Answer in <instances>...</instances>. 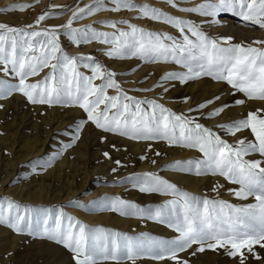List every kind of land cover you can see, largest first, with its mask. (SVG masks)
Here are the masks:
<instances>
[{
	"label": "snow or ice",
	"instance_id": "snow-or-ice-1",
	"mask_svg": "<svg viewBox=\"0 0 264 264\" xmlns=\"http://www.w3.org/2000/svg\"><path fill=\"white\" fill-rule=\"evenodd\" d=\"M93 0V3L72 12L71 18L59 26L43 27L42 22L53 13L40 14L34 24L23 27L0 23V101L22 95L32 105L75 107L85 114L74 120L64 135L69 149L82 138L89 125L105 135L135 142H147L146 152L154 143L163 142L170 148L188 149L200 155L186 160L166 163L164 168L197 177H222L236 187L228 188L229 195L238 200L254 199V203L235 205L221 199L223 184L216 183L217 198L199 197L182 190L158 172L133 173L123 180L143 194H160L170 199L155 207L107 197L92 200L91 205L118 213L154 221L173 230L171 239H157L147 233L128 235L104 227H89L63 207H32L22 205L8 195L0 196V227L30 240H43L71 253L73 264H136L147 257L156 264H192L190 257L211 252H223L235 264H264V107L242 113L236 119L205 126V119L220 118L233 107L249 103L264 105V39L236 43L232 36H210L204 25L222 26L218 17L231 13L245 27L264 31V0H201L190 7H180L179 0L166 3L184 13L197 14L200 23L170 15L148 4L137 5L134 0ZM31 5H12L0 12L24 11ZM135 11L138 18L163 22L178 30L179 36L146 31L129 21H104L112 32L98 31L92 25L74 27L76 20L100 11ZM119 24L127 25L123 30ZM74 46L93 41L107 46L104 55L115 59L138 58L145 63H165L180 66L181 70L167 71L149 88L137 92H156L160 99L130 95L118 80L116 71L105 67L91 55L70 54L64 50L61 37ZM87 69L86 74L80 69ZM42 78L35 81L34 77ZM138 69H131L136 72ZM128 73H124L127 75ZM203 77H211L228 86L226 101L221 95L188 108V114L176 112L160 102L175 82L186 85ZM146 79V78H145ZM99 81V83H97ZM142 83V81H141ZM113 90L114 94H109ZM243 98H236L237 95ZM185 96L182 103L189 104ZM4 104L0 103V109ZM250 131L253 139L238 134ZM221 133L236 137L229 143ZM111 149L121 151L116 144ZM126 150V149H125ZM258 154L259 159H247ZM54 154L53 159H55ZM165 153L155 152L156 157ZM103 156L112 160L109 151ZM42 159V158H41ZM141 160L148 157L142 155ZM118 167L120 160L113 161ZM157 164L155 159L151 160ZM52 161L32 165L34 175L51 167ZM118 167L112 168L113 173ZM13 183H16L13 181ZM68 205L88 207L78 199Z\"/></svg>",
	"mask_w": 264,
	"mask_h": 264
},
{
	"label": "bare ground",
	"instance_id": "bare-ground-1",
	"mask_svg": "<svg viewBox=\"0 0 264 264\" xmlns=\"http://www.w3.org/2000/svg\"><path fill=\"white\" fill-rule=\"evenodd\" d=\"M134 2L137 5L141 4L140 0H134ZM200 2H201V0H182V3L179 4V6L190 7L193 4H198ZM91 3H93V0H0V8H10L12 5H20V4L31 5V7L25 9L22 14L19 13L17 18L14 19L15 22L19 23L18 27H23V26H26L29 24H34L35 20L37 19V17L40 14H43L45 12H52L53 15L50 18H48L45 22H42L43 27H51V26H59V25L65 24L68 21V19L71 18L73 11H76V10H78V8L85 7ZM108 3H109V0H106L107 7H110ZM152 6L157 8V9H160L161 11H164L168 14L170 12H174L175 14L178 13L170 5L164 4L162 2H155L154 4H152ZM100 12H102V11H100ZM104 12H103V14L101 13L98 16L105 18L108 21L129 20L130 23L135 24L138 27L145 29L146 31L158 32V33H168V34H171L174 36H179L178 30L169 27L168 25H166L163 22H157V21H155V23L154 22H147L148 20L146 21V20L136 18V17H138V13L135 11L122 10L120 12H111V11H107L105 13ZM85 16H88V15H85ZM94 17H97V16L94 14ZM196 17L201 22V20H202L201 17H199L198 15ZM10 19H13V18H10ZM86 19L76 20L74 22L73 26L77 27V28L87 26L86 25L87 21H85ZM218 19L221 20L222 26L205 25L203 27V30L206 31L210 36H213V37L232 36V37H234V42H236V43H240V42L250 43L253 40L264 39V35L254 36L253 33H251V31H250L251 28L245 27L243 23L240 25H236L233 19L229 20V19H227V17L225 19V18H222L219 16ZM87 20H89V19H87ZM149 21H151V20H149ZM94 22H96V21H94ZM92 26L95 27L98 31H107V32L113 31V29L110 27H105V26L99 27V26H97L96 23H95V25H92ZM118 27L120 29H123V30L127 29V26H125L124 24H119ZM63 38L65 39V37H63ZM61 41H62V39H61ZM61 44H62V47L64 48V50L66 52L75 55V51L77 50V47L72 45L69 41H67V38L65 40H63ZM87 46L91 47V48H95L101 56H102L101 53H104V51L103 52H100V51L107 48L106 45L101 44L99 42H95V44H91V45H87ZM103 58H105L108 61V62H106L107 66L113 68L118 74H120V75H118V80L122 83L123 87L126 90H129V94L135 95V96L138 95V97L156 98L159 100L160 99L159 90H157L156 92H147L146 93V92H137V91H134V89L135 88H141V87H145V88L152 87L159 80V77L163 73H165L167 71L181 70L180 66L174 65L171 63H169V64L149 63L148 64V63H145V62L139 60L138 58H136L134 60L133 59H120L119 60V59H115V58L108 59L105 55L103 56ZM134 68L138 69V70L133 73V72H131V69H134ZM46 70L44 73H46ZM124 73H128V74L124 75ZM38 78H41V76L36 77L35 79H38ZM140 80H142V83L141 82L139 83ZM227 90H228V86L226 84H224L222 82H214L211 80H206L205 78H201V79L193 81L191 83H187L186 85H181L178 82H175V87L170 88L169 92L164 95L163 99L160 102L165 103L166 106L172 108L174 111H176L178 113L183 111L186 114H188V108L189 107H195V105L197 103L203 102V101L210 99V98H213L217 95H221L223 100H226V101L232 100L233 97L227 94ZM110 93L114 94L113 90H109V94ZM185 96L192 97V100L190 101L189 104H184L181 102L182 98ZM237 97H239V96L237 95ZM240 97H241V95H240ZM259 107H264V105L249 103L246 108L249 111V110H255L256 108H259ZM57 111L59 113L61 110H57ZM66 113H70V112L67 111ZM78 113H79V110H78ZM242 113L246 114V112L243 110V107H233L231 110H229L228 112L223 114L222 117H220V118L205 119L203 117H200L199 113H192V115L199 117L200 122L204 123L205 126H207L209 128H213L214 130H216L215 126L218 123L225 122L229 119H236ZM64 114H65V112H64ZM57 115H59V114H57ZM61 116H59V117H61ZM63 117H65V116L63 115ZM63 117H61L60 119L62 120ZM66 117H68V116H66ZM54 119H56V117ZM60 119L58 118L55 121V123L50 122L49 129L44 131L45 137L44 138L42 137L43 139L42 138L40 139L38 136V138L32 140L33 141L32 143L31 142L25 143L26 141L23 142V143H25V145L23 146V147H25V149H21V148L18 149L19 147L17 148L15 153H17L19 155L15 154V156L17 155L16 158L14 156V159H16V162H17L16 172H15L16 176L15 177L12 176L13 175L12 173L14 170L12 171L11 174H8V175L6 174L5 176H3L4 178H2L0 181V196L1 195H8L11 198L17 199V200H19V199L22 200L23 198H24V200H26V199L28 200L29 196H31L32 198L37 196L38 197L37 199H41L40 197L43 194L47 198V201H49L50 203H58L60 205H63L62 202H64V204L68 203V201L70 200L69 197L71 196L72 199H78L79 201H82L83 203L85 201H87L86 204H89L92 200H94L92 193H91V195H92L91 197H89L88 194L91 190L96 188L95 184H93L92 180H91L92 175H93L92 173L96 172V171L99 172L101 175H105L106 177H108L110 181H112L111 179H113L115 177L118 179H122L128 171H134L136 173L153 171V172H158L159 174H163V175L167 174V176H169L171 178L177 177L182 183L191 184L189 186V188L193 193L194 192L195 193H201L203 191L199 186L200 183H202L203 178L198 179L195 177L196 178L195 179L191 175L178 173V172L172 171L170 169L164 168V165L166 163H170V162H173L175 160H186V159L198 157L200 155L198 152H196L194 150H188V149L170 148L169 146H167L163 142L154 143L152 151L146 152L147 142H135V141L127 140L125 138L109 135L108 141L105 143L106 144L105 151H109L110 154H112V152L114 151L115 152L114 155H118L120 153L119 154L120 160H122L123 158H127V156L125 155L127 152L129 154V156H131L129 158H132L131 161L129 160L130 162L129 161L128 162H121L122 165H124V164L125 165L122 167H118L116 164L112 163V161L106 159L103 156V152L100 153V149L98 148V144L95 143V145H92L89 148L85 147V148H87L86 150L83 147V150H81V151L85 150L84 154H89L91 156L92 161H90L87 166L85 163H82L85 166V167H83L84 168V172L82 174L83 177L81 179L78 178L80 181H82V187L81 188L78 187L77 185L79 184V182L73 183V179H72L70 184L67 185L68 186L67 189H65L66 191L64 193V196H65L64 198H62L63 197L62 196L63 191L61 192L62 195H59V194L58 195H52L53 192L51 191V188H49L50 185H46V189L48 188V190L47 191L44 190L45 191L44 192L42 189L43 184H44L43 182L45 180L48 181V180L52 179L53 177H61L63 172H67L68 170L70 171L72 163L75 161V159H80L79 154H81V153L79 152L80 151L79 149H81V147L84 145L83 144L81 147L79 146L80 148L74 147V148L62 150L63 146L67 143H61V142H59V140L62 138L61 135L64 133L63 130H65V129L70 130V128H69L70 123L68 121H65V120H64L65 122L64 121L57 122V121H60ZM103 135H105V134L103 133ZM221 135H222V137H225L226 139H228V141H232L233 143L236 140V137L227 136L223 133H221ZM238 135L241 138L247 137L249 140L253 139L250 131H245L242 134H238ZM28 136H30V135H28ZM29 141H30V139H29ZM97 143H98V141H97ZM113 143L116 144L119 148H121V151L117 152V151L111 149L110 145ZM100 144H103V143H100ZM53 146H56L57 149H53L52 148ZM100 146H104V145H100ZM97 148H98V150H96ZM123 149H126V150H123ZM156 151H160L162 153H165V155L162 157H156L155 156ZM54 154H57L55 156V159H53ZM142 155H146L148 157V159L141 160L140 157ZM33 158H36V159L42 158V159H40L41 163H43V161L51 160L52 161L51 167H49L46 171L42 172L39 175H34L32 170H31L32 168L29 166L30 161ZM173 158H175V160ZM246 158L247 159H259L260 157L257 154H252ZM152 159H155L157 161L156 165H153L151 163ZM80 161H81V159H80ZM12 163H13V165H15V162H12ZM78 163H80V162H78ZM13 165H9V166L11 167ZM10 167H8V169H10ZM116 167H118V171L113 173L111 171V169L116 168ZM5 171H7V170H4L2 172V174H5ZM8 171H11V169ZM79 172H81V171L79 170ZM88 173L89 174L91 173L92 175L91 174L87 175ZM122 173L124 174V176ZM19 174H21L22 176ZM70 176H71V174L69 175V177ZM21 177H23V178L25 177L27 179L24 182L22 181L21 184L17 185L20 182ZM72 177H73V175H72ZM169 177H167V178H169ZM218 180L224 182V180H222V179H218ZM218 180H215V178H214L213 183L214 182L218 183ZM13 181H15L16 183H13ZM47 181H45V182H47ZM32 183L36 187V190L33 189L34 192H32V190H31L32 186H33ZM47 184H49V183H47ZM204 184L205 183L201 184V186H204L203 188H205ZM226 187H227V185H226ZM208 189H212V188H207V190ZM100 190H102V189H100ZM98 192H100V191H98ZM209 193H211L210 190H209ZM211 194L214 196V193H211ZM207 195H208V193H207ZM51 196H52V198H51ZM98 197L99 196H97L96 198H98ZM89 198H92V199L88 200ZM43 199H42V201H43ZM32 205L33 204H29V206H32ZM39 207H42V204H40ZM89 213H90V211H89ZM77 215L82 218L80 220L82 223L84 220H87V221L90 220L91 221L93 218V215L87 216V215H84L81 213L77 214ZM97 215L99 216V214H97ZM102 218L104 220L105 219H111L112 222H113V220H115L114 222H116V223L120 222L119 226H115L118 229L119 228L131 229L130 225H134V223L137 225L136 227L138 228V230L142 229L140 227V224L143 222H140V223H136L135 221L129 222V220L127 221L126 218L123 219L124 217L122 218L121 215H119V217H118V216L111 214L109 216L108 215L101 216L100 219H102ZM94 220H96V218L93 219V221ZM107 221H109V220H107ZM102 222H103V220H102ZM90 223H92V222H90ZM112 225H114V224H112ZM150 225L154 226L153 224H150ZM3 231H5V232H3ZM26 239H27L26 237L19 236V235L13 233L12 231H10L9 229H7L6 227H0V246L8 244V246H10V248L16 249L14 251H17V253H20V248L24 246L23 241ZM34 241H32V242H34ZM49 251H51V250H49ZM47 254H49V253H47ZM47 254L44 253V255H47ZM64 254H65V252H64ZM62 255H61V257H59V259H61V260L64 259V260L68 261L71 258V256L70 255L68 256V254L65 257L64 256L62 257ZM5 256H7V255H5ZM6 259H8V258L6 257ZM10 259H11V261H13L14 257H10ZM58 260H56V261H58ZM60 262H62V261H60ZM57 263H59V262H57ZM66 264H67V262H66Z\"/></svg>",
	"mask_w": 264,
	"mask_h": 264
},
{
	"label": "rangeland",
	"instance_id": "rangeland-1",
	"mask_svg": "<svg viewBox=\"0 0 264 264\" xmlns=\"http://www.w3.org/2000/svg\"><path fill=\"white\" fill-rule=\"evenodd\" d=\"M140 2H141V4H139V5L148 4L151 7H153L152 4H154L155 2H162L164 4H167L166 0H140ZM181 3H182V0L179 1V4H181ZM108 4H109L110 7L112 6L110 4V2ZM110 7H108V8H110ZM0 9H2V8H0ZM174 9L178 13L175 14L174 12H170L169 13L170 15H174V16H177V17L185 18V19H190V20H192V21H194L196 23H200V21L196 17L197 14L184 13V12L179 11L177 8H174ZM23 12L24 11H20V10L9 11V12H0V23H6L9 26H17L18 27L19 23L15 22L14 19L17 18L19 13L22 14ZM103 12L104 11L94 13L97 17H94V14H92L93 16L92 15L84 16L82 18V20H84L86 18L90 20V21L87 20V19L85 20V21H87L86 25H90V24L91 25H95V23H96L97 26H99V27L100 26L108 27L105 23H102V22L108 21V20L98 16L101 13L103 14ZM105 12H107V11L105 10ZM220 17L225 18V19L227 17V19H229V20L233 19L236 25H240V24L243 23L242 20L239 17H234V16H232L231 13H223V14L220 15ZM10 18H13V19H10ZM136 18H138V17H136ZM138 19H142V20H146V21L148 20L147 22H154L155 23V21H152V20L149 21L150 19H147V18H138ZM201 19H203V18H201ZM94 21H96V22H94ZM119 21H121V20H119ZM122 21H124V20H122ZM126 21H129V20H126ZM166 25H168V24H166ZM125 26H127V25H125ZM168 26L173 28L170 25H168ZM173 29H175V28H173ZM250 31H251V33H253L254 36L264 35V31L260 30L259 28H255V29L251 28ZM61 39L63 41V40L66 39V37H65V39L63 37H61ZM62 41H61V43H62ZM95 42L96 41H93L92 43L87 44V45L95 44ZM87 45H81V46L77 47V50L75 51V55L76 54L91 55L98 62L103 64L105 67H107V68H109L111 70H114L113 68L107 66L106 62H108V61L105 58H103V56H104L103 54L104 53H101L102 54V56H101L99 54V52H97V50L95 48L88 47ZM103 51L104 50H101L100 52H103ZM107 58L111 59L109 57H107ZM132 59L134 60L136 58H132ZM80 70L85 72L86 74H89V75L91 74L87 69L81 68ZM46 72H47V70H46ZM44 74L45 73H41V75H40L41 78L43 77ZM35 78L34 79L32 78V80L33 81L37 80ZM203 78H205L206 80H211V81L217 82V81L213 80L211 77H203ZM38 79H40V78H38ZM141 81L142 80H140L139 83ZM191 82H193V81H190L189 83H191ZM97 83H99V81H97ZM141 88H145V87H141ZM110 94H112V93H110ZM238 96L239 97H237V98H243L242 95L240 97V94H238ZM137 97H138V95H137ZM0 103L4 104V108L0 109V181H1L2 178H4L3 176H5L6 174L7 175L11 174L13 170L14 171L12 173L13 174L12 176L13 177L16 176L15 172H16L17 162H16V159H14V156L17 153H15V151L17 150L18 147H19L18 149H20V148L21 149H25V147H23L25 145V143H27V142L28 143L29 142L32 143L33 142L32 140L38 138V136H39L40 139L42 137L44 138L45 137L44 136L45 135L44 131L49 129L50 122L51 123L52 122L55 123V121L58 118L60 119L64 115L65 117L66 116H68V117H66V118L63 117L62 120L60 119V121H57V122H62V121L65 120V121H68L70 123V125H72L74 120H76V119L78 120L80 117L85 115L82 112V110H80L78 108H75V107H60V106L48 107V106L32 105V104L28 103L26 101V99L22 95H19V94L13 95L12 97H10L7 100L0 101ZM57 110H61V111L58 113ZM78 110H79V113H78ZM243 110L245 112L248 111V109L246 107H243ZM67 111L70 112V113H66ZM64 112H65V114H64ZM57 114H59V115H57ZM53 115L56 117V119H54L55 117ZM59 116H61V117H59ZM69 131H71V129ZM101 133L102 132L100 130L95 129L91 125L86 127L84 129V131H83L82 138L76 143L78 146L76 144L74 145V147H79V146L81 147L84 144L81 147V149H79L80 150L79 152L81 153V154H79L80 155L79 157H80L81 161H80V159H75V161H74L75 163L73 162L72 166L70 168L71 170L70 171L68 170L67 171L68 173L67 172H63L61 177H53L52 179H50L48 181L45 180L47 182H45V181L43 182L44 184L46 183L45 185L43 184V187H42L43 191L44 190L47 191L48 188L46 189V185H50L49 188H51V191L53 192L52 195H58V194L62 195V193H63V195H62L63 197L62 198H64L65 197L64 193L66 191L65 189H67V187H68L67 185L70 184L72 179H73V183L74 182H79V184L81 186L79 184L77 186L81 188L82 187V181H80L79 179H81L83 177V175H82L83 172H84V168L83 167H85L84 164H82V163H85L86 166H87L89 164V162L92 161L91 156L89 154H84V151L87 148L91 147L92 145H95V143L98 144V148L100 149V153L101 152L104 153V151H105V146H106L105 143L106 142H103V144H100V143H102L100 141L101 140L100 138H101V136H103V133L102 134ZM28 135H30V136H28ZM61 137L62 138L59 140V142H61V143L70 142V139H71L70 136L64 135V133H63L61 135ZM223 138L226 139L225 137H223ZM29 139H30V141H29ZM226 140L228 141V139H226ZM97 141H98V143H97ZM23 142H25V143H23ZM228 142L229 143H233L232 141H228ZM100 145H104V146H100ZM74 147H72V148H74ZM83 147H84L85 150L81 151V150H83ZM85 147H87V148H85ZM52 148L53 149H57L56 146H53ZM98 148L96 150H98ZM123 150H125V149H123ZM114 153L115 152L113 151L112 154H110V155H112V160H110V161H112V163H114L113 161L116 160V159L120 160V156H119L120 153L118 155H114ZM17 155H19V154H17ZM125 155L127 156V158H123L122 159L123 161L122 160H120V161L121 162H128L129 160L131 161L132 158H129L131 156H129V154L127 152H126ZM16 156H15V158H16ZM38 159L39 158H37V159L33 158L30 161L29 166L32 168L33 163L36 162ZM173 159L175 160V158H173ZM12 162H15V165H13ZM78 162H80V163H78ZM9 165H13V166H11L12 168ZM8 167H10L11 171H8V170H10V169H8ZM4 170H7V171H5V174H2V172ZM79 170L81 172H79ZM172 171H174V170H172ZM69 173L71 174L70 177H69V175H70ZM133 173H136V172L128 171L125 176L123 174L124 177L122 179H118V178L115 177V178L111 179L112 181H110L108 177H106L105 175H101L97 171L93 172L92 173L93 175L90 173L92 175V178H91L92 183L95 184L96 188H94L93 190H91L89 192V194H88L89 197H91L93 195V198L95 200H102L105 196H107V197H117V196H119L122 199L134 202V203L140 205L141 207H149V206L155 207L156 205H160V204L164 203L165 200L170 199V197H166V196H163V195H160V194H143V193H140L137 189H133L130 185L124 184L123 180L125 178L129 177L130 175H132ZM90 174L88 173L87 175H90ZM19 175H21V174H19ZM72 175H73V177H72ZM160 175H162V176L166 175L165 176L166 178L169 177V176H167V174H165V175L160 174ZM191 176L194 177V178L196 177L198 179L199 178H201V179L203 178L202 183H205L204 185H205L206 189L203 188L204 186H201L202 183H200L199 186H200V188L203 191L201 193H195V192L193 193L190 190V188H189V186L191 184L182 183L177 177H175V178L169 177L167 179H169L173 183H176L177 186L179 188H181L182 190L188 191V192H190V193H192V194H194L196 196H199L201 198H203V197L217 198V194L212 190L214 185L217 182L213 183V180H214V178H215V180H218V179L224 180L222 177H214L213 178L211 176H205V177H197L195 175H191ZM26 179L27 178H25V177L24 178L21 177L20 182L17 185L21 184L22 181L24 182ZM224 182H225V180H224ZM224 182L218 180V183H220V184L222 183L223 185H225L224 188L221 190V193H220L222 196L220 195L219 198L227 200L230 203H233V204L238 205V206L255 202L253 198H249L247 201H242V200H238L237 198L229 195L227 189L228 188H232V187H236V186L228 183L227 181H226L227 183L226 182L224 183ZM47 183H49V184H47ZM226 185H227V187H226ZM207 188H212V189H208L207 190ZM33 189L36 190V187L34 186V184H33L32 189H31L32 192H34ZM100 189H102V190H100ZM209 190H210L211 193H214V196L211 193H209ZM98 191H100V192H98ZM91 193H92V195H91ZM207 193H208V195H207ZM1 196H4V195H1ZM97 196H99V197L96 198ZM35 197L32 198L31 196H29L28 200L27 199L24 200V198L22 200L21 199H19V200L14 199V200H16L17 202L21 203L22 205L33 204L32 207H34V206L35 207H39L40 204H42V207H56V208L63 207L66 212H68L70 215L72 214L73 216L77 217V219H79V220H81L82 218L80 216H78L77 214L81 213V214H84V215H87V216L88 215H91V216L93 215L92 220L91 221L89 220L92 223H90L87 220L83 221V223L87 224L89 227H104V228H107V229H112L114 231H120L122 233H127L128 235H132V236H138L141 233H147L148 235L153 236V237H155L157 239H171L175 235H177L176 233L173 232V230L167 228L164 225H161L159 223H156L154 221H150V220H147V219H140L138 217L122 216V218L124 217L123 219L126 218L127 221L129 220V222H131V221H135L136 223L143 222V223H141L142 225L140 224V227L142 228L141 230H138V228L136 227L137 225L135 223H134V225H130L131 229H122V228L118 229L115 226H119L120 222L116 223V222H114L115 220H113V222H112L111 219H105L104 220L103 218L102 219H100V218H101V216H106V215L109 216L111 214L119 217V214L107 211V210L99 208V207L92 206L91 202L89 204H86L87 201L84 202L86 205H88V208L87 207H85V208H74V207L69 206L68 203L64 204V202H62V201L61 202L63 203V205H60L58 203H50L49 201H47V198L43 194L40 197L41 199H37L38 198L37 196H35ZM42 197L43 198L45 197V198L43 199ZM51 198H52V196H51ZM69 198H70V200L72 199L71 196ZM42 199H43V201H42ZM90 199H92V198H89L88 200H90ZM80 202H82V201H80ZM89 211H90V213H89ZM97 214H99V216L100 215L101 216L99 217ZM95 218H96V220L93 221V219H95ZM102 220H103V222H102ZM107 220H109V221H107ZM111 223L114 224V225H112ZM150 224H153L154 226H151ZM3 232H5V231H3ZM26 238L27 239L23 241L24 246L20 248V253H17V251H14L16 249L10 248V246H8V244L0 246V250H1L0 251V261H1L0 264H59V263L60 264H66V262H67V264H73V262L71 261V258L69 259L70 261L69 260L66 261L64 259H62V260L59 259V257H61L62 254H63L62 257L63 256L64 257L67 256V254H68V256L69 255L71 256V253L68 252V250H66V249H64L62 247H57L54 244H52L50 242H47V241H43V240H35L34 241V240H30L28 237H26ZM32 241H34L36 244L34 242H32ZM49 250H51V251H49ZM64 252H65V254H64ZM44 253L45 254L49 253V254L44 255ZM5 255H7V256H5ZM6 257L8 259H6ZM10 257H14V260L11 261ZM190 259L192 261V264H235V262L233 260H231L230 258L226 257L223 254V252L216 253V252L206 251L205 253L198 255V257H190ZM56 260H58V261H56ZM60 261H62V262H60ZM57 262H59V263H57ZM126 264H131V262L130 261L126 262ZM136 264H156V262L152 261L151 259H149L147 257H144V258L138 259Z\"/></svg>",
	"mask_w": 264,
	"mask_h": 264
}]
</instances>
